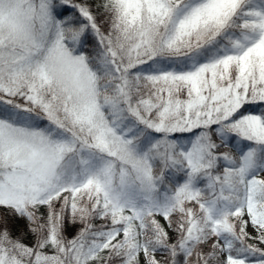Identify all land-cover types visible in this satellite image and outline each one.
Masks as SVG:
<instances>
[{"label":"snow or ice","instance_id":"6c2138e0","mask_svg":"<svg viewBox=\"0 0 264 264\" xmlns=\"http://www.w3.org/2000/svg\"><path fill=\"white\" fill-rule=\"evenodd\" d=\"M0 264H264V0H0Z\"/></svg>","mask_w":264,"mask_h":264}]
</instances>
